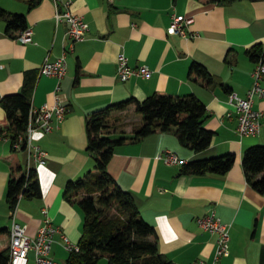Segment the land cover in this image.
<instances>
[{
    "label": "crops",
    "instance_id": "0c3cea01",
    "mask_svg": "<svg viewBox=\"0 0 264 264\" xmlns=\"http://www.w3.org/2000/svg\"><path fill=\"white\" fill-rule=\"evenodd\" d=\"M0 0V8L25 15L34 32L33 43L18 41L20 33L7 31L0 18V126L10 130L1 100L21 92L29 75L35 77L33 108L57 101L68 106L69 116L51 134L37 133L34 143L49 157L44 165L33 163L42 187V199H22L17 221L36 237L44 223L43 210L75 244L84 235L85 214L78 202L66 197L70 182L94 170L87 152V119L113 104L154 94L196 96L207 107L205 127L215 133L202 153L183 146L175 131L158 132L142 141L119 147L108 167L111 176L136 201L143 218L158 234L160 252L176 264H264V192L247 180L243 160L248 149L264 146V128L258 137L238 133L239 114L230 95L246 98L253 86L257 63L248 54L256 44L264 47V0H77L74 11L84 17L90 32L85 42L71 50L69 26L57 24L56 3L63 0ZM194 18L195 38L171 36L173 15ZM68 54L67 76L59 81L41 74L48 59ZM124 53L133 67L147 66L151 79L118 78V58ZM194 64L205 66L215 83L211 87L191 77ZM264 85V84H263ZM60 87V91L56 92ZM264 110V98L255 99ZM136 107L113 113L114 136H133L142 125ZM172 151L186 163L227 154L236 163L227 175H180L181 166L160 159ZM22 155L24 157H22ZM26 166L28 152L21 154ZM12 141L0 138V250L10 254L13 211L7 201L11 178ZM215 212L232 225L230 254L215 262L218 237L205 232L198 219ZM53 258L65 264L70 253L61 235L56 236ZM108 260V259H107ZM36 264L30 253L29 263ZM62 264V263H61ZM100 264V263H99ZM109 264V260H108Z\"/></svg>",
    "mask_w": 264,
    "mask_h": 264
},
{
    "label": "trees",
    "instance_id": "16d2710c",
    "mask_svg": "<svg viewBox=\"0 0 264 264\" xmlns=\"http://www.w3.org/2000/svg\"><path fill=\"white\" fill-rule=\"evenodd\" d=\"M37 0L31 2L36 6ZM0 18L7 20V31L21 32L28 28L25 15L11 14L0 8ZM264 47L256 44L248 50L249 56L259 62ZM191 77L211 87L215 79L208 69L200 64L191 68ZM36 78L29 75L21 92L4 97L2 106L7 112L10 130L0 126V138L10 137L13 161L8 185L7 201L12 211L21 198L42 199L43 192L36 169L24 164L21 154L26 152L25 142L20 138L28 130ZM136 107L143 119L133 136H114L113 113H122ZM208 118L206 105L196 96L171 97L154 94L141 102L135 98L113 104L93 113L87 119L89 145L87 152L94 163V170L84 178L70 182L65 197L79 204L85 214L84 235L80 251L70 253L67 264H99L103 258L109 264H176L160 252L156 228L148 223L139 210L134 196L125 191L111 176L108 167L116 150L129 143L142 141L158 132L175 131L180 143L195 153H202L213 143L215 133L205 127ZM20 142L22 148L17 149ZM236 155L227 154L183 164L180 175L204 176L227 175L235 166ZM243 168L250 184L264 192V146L247 150ZM10 254L0 250V264H9Z\"/></svg>",
    "mask_w": 264,
    "mask_h": 264
},
{
    "label": "built area",
    "instance_id": "2783aa9c",
    "mask_svg": "<svg viewBox=\"0 0 264 264\" xmlns=\"http://www.w3.org/2000/svg\"><path fill=\"white\" fill-rule=\"evenodd\" d=\"M76 1L63 0L61 3H56L55 19L57 24H68L71 50L77 43L85 42L90 32L89 24L85 21L84 17L74 11ZM194 22L195 20L192 17L175 14L173 15L168 33L171 36H180L185 39L198 37V33L190 31ZM33 35V30L27 29L19 34L18 41L23 44L33 43ZM71 50H66L63 56L54 62L47 59L41 67V74L56 78L59 81L63 80L68 73L67 58ZM152 75L153 71L149 67H133L130 59L124 53L119 55V80L126 82L135 77L149 80ZM253 81V86L246 98H240L236 94L230 95V103L235 104L239 114L238 133L242 137H258L262 134L264 128V110L258 111L255 109V99L264 98V52L253 72ZM59 91L60 87L57 88L56 92ZM70 113V108L59 101L52 105L45 104L40 109L32 108L27 133L20 138V142H25L26 152L29 154V164L27 166L29 170L34 168L33 163L44 165L49 157L45 150L34 143L35 135L37 133L51 134ZM20 142L15 145L17 149L22 148ZM160 159L170 166H182L185 164V161L172 151H166L160 156ZM17 208L18 206L13 211L12 216L9 264H28L31 252L36 256V264H61L52 255L57 235H61L64 248L69 253L80 251L79 244L73 243L63 233L61 228L53 223L47 209L43 210L45 219L38 235L31 237L28 234L27 227L19 224L17 221ZM198 224L205 232L218 237L215 262L229 256L232 225L223 223L215 212L206 217L199 218Z\"/></svg>",
    "mask_w": 264,
    "mask_h": 264
},
{
    "label": "rangeland",
    "instance_id": "374dc122",
    "mask_svg": "<svg viewBox=\"0 0 264 264\" xmlns=\"http://www.w3.org/2000/svg\"><path fill=\"white\" fill-rule=\"evenodd\" d=\"M140 116V115H139ZM22 157H24L22 155ZM60 261L62 264H65V258H60ZM100 264H108V260L106 258H103L101 261H100Z\"/></svg>",
    "mask_w": 264,
    "mask_h": 264
}]
</instances>
